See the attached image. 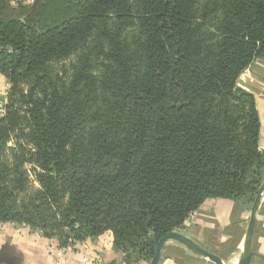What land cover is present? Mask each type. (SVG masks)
<instances>
[{
	"label": "trees",
	"instance_id": "trees-1",
	"mask_svg": "<svg viewBox=\"0 0 264 264\" xmlns=\"http://www.w3.org/2000/svg\"><path fill=\"white\" fill-rule=\"evenodd\" d=\"M257 60L264 0H0V225L148 264L206 200L250 209Z\"/></svg>",
	"mask_w": 264,
	"mask_h": 264
},
{
	"label": "crops",
	"instance_id": "crops-1",
	"mask_svg": "<svg viewBox=\"0 0 264 264\" xmlns=\"http://www.w3.org/2000/svg\"><path fill=\"white\" fill-rule=\"evenodd\" d=\"M4 80L0 77V90ZM238 86L255 98L260 119L259 148L264 151V61H255L239 78ZM251 209L230 200L209 199L192 213L184 228L176 231L187 242L171 239L161 249L158 264H264V190L255 214V226L249 240ZM50 240L22 225H0V264H53L47 253ZM86 249L65 255L63 264H124L115 252L109 236L86 240Z\"/></svg>",
	"mask_w": 264,
	"mask_h": 264
},
{
	"label": "water",
	"instance_id": "water-1",
	"mask_svg": "<svg viewBox=\"0 0 264 264\" xmlns=\"http://www.w3.org/2000/svg\"><path fill=\"white\" fill-rule=\"evenodd\" d=\"M264 190V182L258 192V195L252 205V209H251V218H250V224H249V233H248V237H249V240L251 239L252 237V233H253V229H254V226H255V214H256V207H257V203H258V200H259V197L262 193V191ZM171 239H177L179 241H183V242H187L189 245H191V243L189 241H187L182 235H180L179 233L177 232H172L170 233L169 235H167L166 237H164L163 239H161L157 245V248H156V252H155V255L154 257L150 260V262L148 264H158L159 263V260H160V253H161V249H162V246L169 240ZM195 251H198L200 253H202L203 255L205 256H208V258L212 259L213 261H215L217 264H223L217 257H213L211 255H207L206 253H203L201 252L200 250L197 249V247L195 246L193 248Z\"/></svg>",
	"mask_w": 264,
	"mask_h": 264
},
{
	"label": "built area",
	"instance_id": "built-area-1",
	"mask_svg": "<svg viewBox=\"0 0 264 264\" xmlns=\"http://www.w3.org/2000/svg\"><path fill=\"white\" fill-rule=\"evenodd\" d=\"M8 85H6V90L3 93H0V117H2L4 113V105L6 102V96H7V89ZM50 245L47 247V253L53 257V264H63L65 261V255L72 252H77L79 248L86 249L85 241L75 243L71 246H68L66 248H61L57 244L56 241L50 240Z\"/></svg>",
	"mask_w": 264,
	"mask_h": 264
},
{
	"label": "rangeland",
	"instance_id": "rangeland-1",
	"mask_svg": "<svg viewBox=\"0 0 264 264\" xmlns=\"http://www.w3.org/2000/svg\"><path fill=\"white\" fill-rule=\"evenodd\" d=\"M16 1H20V2H22L24 5H28V4H31V3H32V0H13V2H16Z\"/></svg>",
	"mask_w": 264,
	"mask_h": 264
}]
</instances>
